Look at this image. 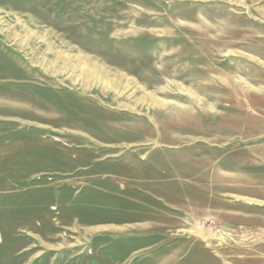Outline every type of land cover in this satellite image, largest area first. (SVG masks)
<instances>
[{"label":"rangeland","instance_id":"374dc122","mask_svg":"<svg viewBox=\"0 0 264 264\" xmlns=\"http://www.w3.org/2000/svg\"><path fill=\"white\" fill-rule=\"evenodd\" d=\"M0 264H264V0H0Z\"/></svg>","mask_w":264,"mask_h":264}]
</instances>
